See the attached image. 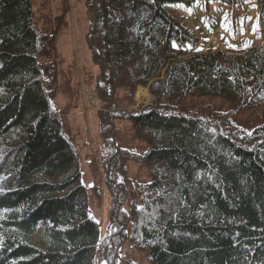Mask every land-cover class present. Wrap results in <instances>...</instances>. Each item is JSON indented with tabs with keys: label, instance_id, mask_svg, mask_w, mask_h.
Here are the masks:
<instances>
[{
	"label": "trees",
	"instance_id": "1",
	"mask_svg": "<svg viewBox=\"0 0 264 264\" xmlns=\"http://www.w3.org/2000/svg\"><path fill=\"white\" fill-rule=\"evenodd\" d=\"M249 1L264 37V0H83L112 197L101 237L54 103L48 36L32 0H0V264H123L127 241L152 264H264V43L244 60L191 52L198 36L167 8ZM141 81L151 99L139 105ZM205 97L231 108L192 112L188 101ZM245 110L258 114L253 130L233 120ZM122 121L144 154L117 144ZM131 161L149 182L128 178Z\"/></svg>",
	"mask_w": 264,
	"mask_h": 264
},
{
	"label": "rangeland",
	"instance_id": "2",
	"mask_svg": "<svg viewBox=\"0 0 264 264\" xmlns=\"http://www.w3.org/2000/svg\"><path fill=\"white\" fill-rule=\"evenodd\" d=\"M32 3L38 27L48 36V44L58 68V94L54 102L62 111L65 133L76 147L81 167V182L88 190L92 217L99 225L100 236L104 237L109 228L112 197L102 162L103 134L98 114L101 103L96 96L101 71L93 59V51L88 41L93 30V12L88 10L83 0H32ZM208 7V3L204 2L193 6L173 4L167 8L172 16L188 27V30L197 33L203 48L208 46V49L217 51L219 42L227 44L230 39L234 43L237 41V46L230 44L231 48L223 54L226 60L232 57L242 59L262 45L263 31L258 27L257 3L248 2L233 12L228 10L230 13ZM215 7L221 9L222 6ZM215 27L218 28L214 29ZM219 27L229 30L225 31ZM238 28L245 29V33L249 32L251 40L248 38V42L244 41L242 34L236 32ZM207 40L208 43H205ZM250 43L257 46L251 49L247 45ZM223 51L219 50L220 54ZM136 95L135 101L139 105L150 101L146 82H140ZM204 106L223 111H229L231 108L230 104L220 98L205 97L188 101L192 112H197V108ZM253 112L242 111L235 114L233 120L243 128L253 130L257 126L255 118L258 117V114ZM118 128L120 132L117 143L122 148L139 154L146 152V144L133 137L130 121L118 123ZM127 167L128 177L135 183L150 180L149 172L142 163L131 161ZM126 206H129V202ZM120 258L122 262L123 258L137 264H152L149 254L140 249L132 251L129 241L126 242Z\"/></svg>",
	"mask_w": 264,
	"mask_h": 264
}]
</instances>
